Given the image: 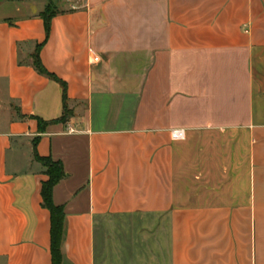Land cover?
<instances>
[{"label":"crops","instance_id":"obj_1","mask_svg":"<svg viewBox=\"0 0 264 264\" xmlns=\"http://www.w3.org/2000/svg\"><path fill=\"white\" fill-rule=\"evenodd\" d=\"M35 156L61 264H264V0H0V264H52Z\"/></svg>","mask_w":264,"mask_h":264},{"label":"trees","instance_id":"obj_2","mask_svg":"<svg viewBox=\"0 0 264 264\" xmlns=\"http://www.w3.org/2000/svg\"><path fill=\"white\" fill-rule=\"evenodd\" d=\"M45 19L46 30H49V20L52 17L50 8H47L43 14ZM34 65L40 73H45L36 56ZM69 118V113L66 112L63 118L59 121L65 123ZM35 160L46 169L48 180L42 186L43 206L51 214V254L52 264H61L60 243L62 238L64 212L63 207L55 206L53 203V190L65 177L63 165L61 162H53L50 159H41L35 156Z\"/></svg>","mask_w":264,"mask_h":264},{"label":"built area","instance_id":"obj_3","mask_svg":"<svg viewBox=\"0 0 264 264\" xmlns=\"http://www.w3.org/2000/svg\"><path fill=\"white\" fill-rule=\"evenodd\" d=\"M91 60H92V63H98L99 62V58L97 57V55L94 52L91 53ZM172 137L175 140H183L184 139V132L174 131V132H172Z\"/></svg>","mask_w":264,"mask_h":264}]
</instances>
